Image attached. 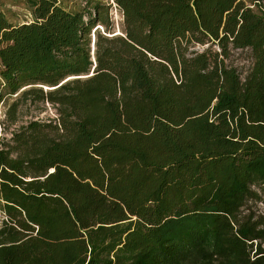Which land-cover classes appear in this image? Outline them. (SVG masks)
<instances>
[{"label":"trees","instance_id":"trees-1","mask_svg":"<svg viewBox=\"0 0 264 264\" xmlns=\"http://www.w3.org/2000/svg\"><path fill=\"white\" fill-rule=\"evenodd\" d=\"M0 11V264H264L262 0ZM248 50L245 77L231 57Z\"/></svg>","mask_w":264,"mask_h":264},{"label":"rangeland","instance_id":"rangeland-1","mask_svg":"<svg viewBox=\"0 0 264 264\" xmlns=\"http://www.w3.org/2000/svg\"><path fill=\"white\" fill-rule=\"evenodd\" d=\"M61 4L68 10L76 11L87 5L92 0H60ZM113 3L114 0H105ZM264 6V0H262ZM0 11L4 12L8 19L14 23H22L32 19L30 7L26 0H0ZM111 15L118 24L121 21V13L113 3ZM233 64L242 72L245 77L246 71L250 66V58L248 50H237L231 57ZM1 69V65H0ZM15 97H8L0 105V147L3 140L11 138L12 133L21 126L28 124L32 120L48 121L55 118V108L50 104L42 101L32 102L30 100H20L15 106V116L8 115L12 109L10 106L14 102ZM253 209L258 214H264V203L253 204Z\"/></svg>","mask_w":264,"mask_h":264}]
</instances>
